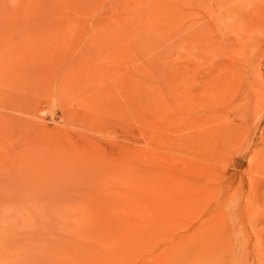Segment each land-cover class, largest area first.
<instances>
[{"label": "rangeland", "instance_id": "rangeland-1", "mask_svg": "<svg viewBox=\"0 0 264 264\" xmlns=\"http://www.w3.org/2000/svg\"><path fill=\"white\" fill-rule=\"evenodd\" d=\"M0 264H264V0H0Z\"/></svg>", "mask_w": 264, "mask_h": 264}]
</instances>
